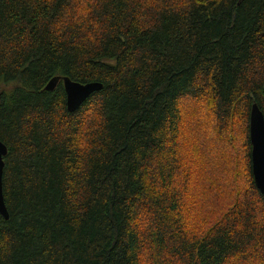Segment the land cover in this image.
Segmentation results:
<instances>
[{
    "label": "trees",
    "instance_id": "trees-1",
    "mask_svg": "<svg viewBox=\"0 0 264 264\" xmlns=\"http://www.w3.org/2000/svg\"><path fill=\"white\" fill-rule=\"evenodd\" d=\"M55 76L104 86L70 112ZM188 103L201 129L244 133L251 188L200 219L180 181ZM254 103L264 0H0V264H264Z\"/></svg>",
    "mask_w": 264,
    "mask_h": 264
},
{
    "label": "rangeland",
    "instance_id": "rangeland-1",
    "mask_svg": "<svg viewBox=\"0 0 264 264\" xmlns=\"http://www.w3.org/2000/svg\"><path fill=\"white\" fill-rule=\"evenodd\" d=\"M188 105V117L185 115L188 121L183 129L181 144L184 171L180 177L182 182L185 174L188 175L185 206L189 210L190 207L197 205L194 214H198L204 208L215 214L229 196L245 197L251 189L247 182L244 151L239 152L236 146L244 133L230 131L233 136L230 143V136L224 134L217 124L215 132L214 123L212 121L209 123L208 116L204 118L209 123L208 128L203 130L200 123L203 113L198 109L194 113L195 106L191 107L190 103ZM92 117V113L87 114V120ZM197 216L195 214V219H200ZM239 263L236 261L232 264Z\"/></svg>",
    "mask_w": 264,
    "mask_h": 264
},
{
    "label": "water",
    "instance_id": "water-1",
    "mask_svg": "<svg viewBox=\"0 0 264 264\" xmlns=\"http://www.w3.org/2000/svg\"><path fill=\"white\" fill-rule=\"evenodd\" d=\"M61 80L64 82L67 108L70 112L80 109L94 92L100 91L104 86L98 81L82 83L68 76H55L48 82L46 89L53 91ZM250 140L254 179L256 186L264 194V113L256 103L253 104L250 116ZM7 154L8 147L0 139V215L6 220L10 218L4 195L5 156Z\"/></svg>",
    "mask_w": 264,
    "mask_h": 264
}]
</instances>
